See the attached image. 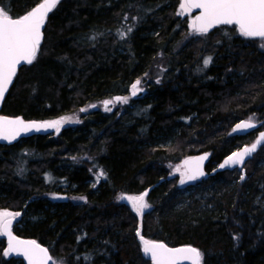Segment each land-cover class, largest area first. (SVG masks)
<instances>
[{"label":"trees","instance_id":"1","mask_svg":"<svg viewBox=\"0 0 264 264\" xmlns=\"http://www.w3.org/2000/svg\"><path fill=\"white\" fill-rule=\"evenodd\" d=\"M40 2L0 0V8L18 18ZM180 2L61 0L36 59L18 71L1 115L80 121L0 145V210L34 217L15 234L47 248L54 263L152 264L139 229L199 249L201 264H264V146L243 169L190 187H179L177 171L208 153L212 173L252 144L257 132L233 135L239 121L264 129V40L234 26L198 35L177 14ZM137 80L145 95L107 112L104 101L132 97ZM145 192L151 209L142 217L118 200ZM6 249L0 239V264H24Z\"/></svg>","mask_w":264,"mask_h":264},{"label":"snow or ice","instance_id":"2","mask_svg":"<svg viewBox=\"0 0 264 264\" xmlns=\"http://www.w3.org/2000/svg\"><path fill=\"white\" fill-rule=\"evenodd\" d=\"M60 0H42L22 17L14 18L8 11L0 8V101L12 85L17 74V68L21 63L32 64L37 57L43 34L42 28L46 22L48 14L56 8ZM193 9H199V15L191 22L194 33L204 35L210 29L218 25H235L239 34L248 38L259 37L264 39V0H181L178 15L191 13ZM130 31V29H129ZM123 36V33L121 34ZM211 61V57L204 60L205 66ZM141 81L137 80L131 85V94L136 96L143 91L139 87ZM159 83V81H157ZM115 101L127 103L128 97H115ZM113 100L104 101L105 110H109L108 105L113 104ZM92 107H95L93 105ZM84 109H82L83 111ZM71 118L62 117L58 120L45 122H25L23 119L0 116V139L15 140L21 132H28L33 129L53 128L59 132L64 123L70 122ZM256 127L251 118L236 125L233 131H244ZM264 141V133L250 147H245L240 151L233 152L223 164L239 165L244 162L246 156L254 152L257 146ZM207 158V154L197 158H189L183 162L177 171L181 174V184L186 180H195L205 173L202 170V163ZM104 175L103 171L100 173ZM244 179V176H241ZM147 192L138 196H122L120 199L127 200L131 204L132 210L143 216L150 206L145 202ZM20 215L19 212L0 211V235L8 238V247L4 255L10 253L23 256L28 264H49L53 258L49 250L42 247L34 240H22L12 234V223ZM137 236L143 245V252L148 256L152 264H201L202 253L193 246H183L178 248L168 247L163 242L145 239L140 230Z\"/></svg>","mask_w":264,"mask_h":264},{"label":"water","instance_id":"3","mask_svg":"<svg viewBox=\"0 0 264 264\" xmlns=\"http://www.w3.org/2000/svg\"><path fill=\"white\" fill-rule=\"evenodd\" d=\"M53 10H54V9H53ZM192 11L195 12V13H197V15H199V13H200V10H199V9H193ZM52 12H53V11H52ZM52 12H50V13L48 14V17H47V19H46V22H47V20H48V18H49V16L51 15ZM197 15H196V16H197ZM46 22H45V24H44V26H43V28H42V34H44V29H45V26H46ZM220 26H227V27H233V26H234V27H236L235 25H218V26H216V27L210 29V31H209L208 33L214 31L215 29H217V28L220 27ZM253 39L264 40V39H261V38H259V37H256V38H253ZM42 41H43V39H42ZM41 44H42V42H41ZM40 46H41V45H40ZM38 52H39V50H38ZM37 55H38V53H37ZM33 62H34V61H33ZM25 65H30V64H27V63H23V62H22L21 65H19L18 68H17V74H18V71L20 70V68L23 67V66H25ZM17 74H16V76H17ZM16 76L14 77V80H15ZM14 80H13V83H14ZM13 83H12V85H10L9 90L5 93V96H4L3 100L0 101V112H1V110H2V107H3V104H4L5 100H6V98H7L8 94H9V92H10V89H11V87L13 86ZM0 116H4V115H1V114H0ZM6 117H8V116H6ZM9 118H13V117H9ZM19 118L23 119L22 117H19ZM23 120H24L25 122H38V123L41 122V121H27V120H25V119H23ZM243 121H248V120H242V121H239L237 124H239V123H241V122H243ZM252 123H254V124L256 125V127L251 128V129H247V130H244V131H235V132L233 131V135H234L235 137H244V136L250 135V134H252V133L258 132V133H257V136H256V139H255L254 142H253V143H255V142L259 139L260 134H261V133H264V129L260 130V125H259L258 123L253 122V121H252ZM237 124L234 125L233 129L236 127ZM42 133H43V129H41L40 131H36L35 129H33V130H31V131H28V132H21V133L16 137L15 140L8 141V140L0 139V145H3V146H12V145H14V144L20 142L21 140L28 139V138H31V137H35V136H38V135H40V134H42ZM253 143H252V144H253ZM252 144H250V145H248V146H245V147H250ZM263 146H264V141H262V142L257 146V148H256V150H255L254 152H252L250 155H248V156L245 157L244 162H243L242 164H239V165H226L225 167L221 168L220 165L224 163V161H225V160L227 159V157H228V156H227L226 158H224V159L222 160V162H221L220 164H218L216 170H215L214 172H212V173H208V172L206 171V168H207V166H208V164H209V162H210V159H211L210 154H208V153H201V154H198V155H195V156H192V157H188V158H186L185 160H187V159H189V158H197V157L204 156V155L207 154V158H206V159L203 161V163H202V170H203V172H204L205 174H204L203 176L198 177V178L195 179V180H186V182L183 183V184H181V182H180L181 179H180V180H179V187H180V188L189 187V186L193 185L196 181H198V180H202V179L207 180L209 177L214 176V175H216L217 173L233 172V171L238 170V169H243L244 166H245L250 160H252V159L254 158L255 154H256V153H257V152H258ZM245 147H243V148H245ZM243 148H241V149H243ZM241 149H238L237 151H240ZM237 151H235V152H237ZM229 156H230V155H229ZM185 160H184V161H185ZM184 161H183V162H184ZM183 162L181 163V166L183 165ZM182 170H183V169H182ZM243 173H245L244 170H243ZM14 223H15V220H13V223H12V234H13V236H15V237H17V238H19V239H22V240H29V239H23V238H21V237H19L18 235L15 234L14 229H13ZM3 238L5 239L6 244H7V247H8V238H7L6 236H3ZM34 241H35V240H34ZM36 242H37V241H36ZM37 243H38V242H37ZM38 244H39V243H38ZM39 245H41V244H39ZM41 246H42V245H41ZM167 246H168V245H167ZM42 247H44V246H42ZM168 247H169V246H168ZM181 247H183V246H181ZM171 248H174V247H171ZM176 248H178V247H176ZM142 251H143V245H142ZM49 254H50V253H49ZM143 254H144V252H143ZM10 255H11V257H13V258H19V259H21V260L24 262V264H28L27 260H26L23 256H21V255H17V254H15V253H10ZM50 256H51V255H50ZM144 256H145L148 260H150V258H149L148 256H146L145 254H144ZM150 261H151V260H150ZM151 263H152V262H151ZM49 264H52V260L49 261ZM184 264H190V262H189V261H185Z\"/></svg>","mask_w":264,"mask_h":264},{"label":"rangeland","instance_id":"4","mask_svg":"<svg viewBox=\"0 0 264 264\" xmlns=\"http://www.w3.org/2000/svg\"><path fill=\"white\" fill-rule=\"evenodd\" d=\"M179 10H180V8H179ZM181 16L188 17L189 18L190 29L192 30V28H191V22L195 18L196 14L193 11H191V13L183 14ZM198 35H200V34H198ZM139 87L141 89H143V91L139 92L136 96L128 97L129 99H128V102L127 103H129L130 98H132V99L134 98L135 99V98H139V97H142V96L145 95L144 85H142L140 83ZM130 93H131V88H130ZM127 103H121V102H117L116 101L114 103V105H111L113 107H108L109 110H107V112H109L111 110L113 111L115 109V107H121V106L123 107ZM64 117H69V118H71V120L68 123L62 124L61 127H60L59 132H61L62 130H64L65 128H68V127H75L76 125H78L80 123L79 119L77 117H75V116H64ZM56 120H58V119H56ZM50 121H53V120H50ZM59 132H57L56 129H53V128L43 129V133L44 134L57 135V133H59ZM172 132H175V131H172ZM160 143H161V145H164V146L170 145L172 143V136H170V137H161ZM245 146H248V145L246 144L243 147H245ZM262 165L264 166V161L262 162ZM187 194H189V191H187ZM122 196H125L126 197V196H138V195H122ZM122 196H120V197H122ZM120 197L118 198L119 202L126 203V204H128L131 207V204L127 200L120 199ZM145 202L149 205V203L147 202L146 199H145ZM150 209H151V206L148 209L145 210L144 214L147 213ZM3 210H7V209H1L0 211H3ZM7 211H10V210H7ZM10 212H13V211H10ZM19 213H20V215L18 217H16V219H15V223H14V227H13L14 228V231H15V228L16 227H20V225L22 226L24 224V221L33 220L32 218H34V217H29L26 212H19ZM0 239L1 240L4 239L3 238V235H0ZM7 257H10V255H8ZM52 264H62V263H60V262H57V263L52 262Z\"/></svg>","mask_w":264,"mask_h":264},{"label":"bare ground","instance_id":"5","mask_svg":"<svg viewBox=\"0 0 264 264\" xmlns=\"http://www.w3.org/2000/svg\"><path fill=\"white\" fill-rule=\"evenodd\" d=\"M258 133V132H257ZM245 137V136H244ZM241 149V148H240ZM231 154V153H230ZM227 156H229V155H227ZM224 159V158H223ZM221 162V161H220ZM215 169V168H214ZM234 172V171H233ZM224 173H226V172H224Z\"/></svg>","mask_w":264,"mask_h":264}]
</instances>
